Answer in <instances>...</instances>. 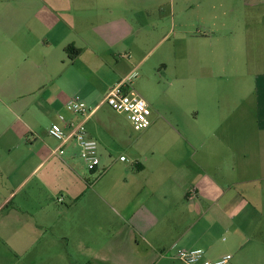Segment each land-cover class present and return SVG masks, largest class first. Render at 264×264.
Returning <instances> with one entry per match:
<instances>
[{"label": "crops", "instance_id": "crops-1", "mask_svg": "<svg viewBox=\"0 0 264 264\" xmlns=\"http://www.w3.org/2000/svg\"><path fill=\"white\" fill-rule=\"evenodd\" d=\"M34 1L37 3L29 8L27 21L0 22V69L7 65L21 69L26 77L24 85L27 87L42 89L39 86L41 82L33 74L35 70L53 75L58 67L62 69L61 72L76 68L82 73L88 71L97 75L96 71L109 65L115 46L126 42H129L126 46L131 50L136 46L132 39L134 28L130 22L131 0ZM148 2L159 3L160 0H145V3ZM258 2L259 0L242 1L246 7L251 8L257 7ZM101 3L111 9L109 16L100 14L99 9L104 8ZM164 3V7H170V15L173 17L174 0L169 1L170 6L167 1L161 2ZM117 5L124 11L119 18L115 15ZM253 21L248 20L241 26L246 30L243 37L247 41V47L252 41L247 37L250 34L258 36L257 29L261 27V23L254 25ZM153 22L156 23L155 27L159 25L157 21ZM219 24V28L226 27V22ZM214 31L217 35L211 30L193 35L208 41L205 52L211 60L223 58L227 45L233 41L222 36L223 31ZM68 46L78 49L79 53L72 56L65 50ZM254 47L264 51V42H258ZM135 50L137 54L140 53L138 47ZM21 58L25 60L22 67L18 64ZM142 59L140 57L138 65ZM178 60L180 57L177 56L176 62L180 68ZM116 65H119V60ZM80 75L79 72L77 76ZM124 78L113 82L112 86L109 84V90ZM53 92L56 94L55 98L46 103L49 109L58 111L59 114L50 116L51 124L59 123L64 126L68 122H84L87 136L97 142L99 157L98 166L89 170L80 157L79 145L73 138L63 144L54 138V147L42 144V147H35L37 149L32 155L33 167L29 176L40 174V181L36 186L50 200L60 192L61 196L56 201L66 214L61 231L63 237L66 234L64 238H67L68 243L74 234L78 236L81 231L93 236L104 221L103 227L120 235L121 245L131 243L154 251H173L176 246L201 247L204 258L209 260L230 255L229 251H232L237 257V264H264V202L256 197L249 198L239 190L246 184L253 185L254 188L264 187V162L254 163L253 155H247L240 148L237 134L216 131L223 123L214 121L209 108H217L220 103L203 109L204 116L209 112L206 130L189 136L171 134L165 139L164 147L160 148L158 154L145 157L144 161L135 159L126 164L124 162H127V158L123 154H120L118 160L113 159V153H116L124 138L120 128L99 112L105 96L98 101L83 95L88 108H95L89 117H84L67 107V101L74 96L71 97L62 89ZM44 105L34 102L32 106L26 107L20 103L12 106L4 101L0 102V106L13 115L26 128L27 133L35 137L34 141L39 138L36 132L37 120H33L32 115L36 119L46 116L49 112ZM241 105L240 101H235L232 108L237 110ZM27 113H32V119L24 118ZM231 117L232 120H237L235 116ZM228 118L220 120L225 122ZM25 139L32 146L35 144L31 138ZM183 143L185 148H179ZM59 148L63 149L62 154H59ZM54 165H59L61 170L58 185H52L46 180L51 173L50 167ZM15 167L18 168L17 165ZM106 168L107 172L95 180L92 174L105 171ZM213 171L221 172L222 178H214ZM257 172L263 175L262 180L253 176ZM24 183L21 182L7 196L0 194V209L8 205L11 195L24 186ZM16 205L13 212L33 216L31 208L24 203L22 205L26 208ZM48 207L49 205L40 202L41 211L45 212ZM197 208V222L201 226L199 230L195 229V217L192 221L187 220L191 213L196 214ZM35 220L38 222L37 218ZM214 230L218 234L223 231L228 234L227 238H222L226 246L218 251L208 245L211 244V231L213 234ZM2 236L1 234L0 237ZM5 237H2L3 244L11 245ZM73 240L75 249L77 239ZM94 258L99 262L105 260L97 256Z\"/></svg>", "mask_w": 264, "mask_h": 264}, {"label": "rangeland", "instance_id": "rangeland-1", "mask_svg": "<svg viewBox=\"0 0 264 264\" xmlns=\"http://www.w3.org/2000/svg\"><path fill=\"white\" fill-rule=\"evenodd\" d=\"M162 1H167L170 6V0H160L159 3L130 1V22L134 28L132 39L136 46L132 50L126 46L129 42L115 46L109 65L96 71L97 75L88 71L82 73L76 68L61 72L62 69L58 67L53 75L35 70L33 74L41 82L39 86H42V89H38L24 85L26 77L16 66L7 65L0 69V102L12 106L20 103L26 107L34 102L42 103L49 112L39 119L32 115L33 120H37L39 138L34 141L35 137L0 106V194L7 196L21 182H25L11 195L8 205L0 209V235L6 236L11 243L3 244V236L0 237V264H183L175 256L181 247L176 246L173 251H154L131 243L121 245L120 235L103 227L104 221L100 229L93 230V236L81 231L78 236L74 234L69 243L64 238L65 233L63 237L61 225L66 214L56 201L61 196L60 192L52 200L47 199L42 189L36 186L40 174L29 176L35 147H42V144L54 147L55 139L48 133L50 116H58L59 113L49 109L46 102L55 98L53 91L57 89L66 91L71 97L77 95L82 101L83 95L99 101L109 91V84L112 86L113 82L127 77L128 89L148 102L152 123L155 122L140 131L133 128L125 114H118L107 104L100 109L99 112L120 128L123 134V142L113 153L114 160L123 154L127 158L126 164L135 159L144 161L145 157L158 154L171 134L189 136L206 130L210 112L215 122L223 123L216 128L218 133L237 134L240 148L247 155H253L254 163L264 162V51L254 47V44L264 42V0H259L254 8L246 7L243 0H174L173 17L170 7H164ZM35 3L34 0H0V22L27 21L28 10ZM102 7L100 14L109 16L111 9L104 5ZM123 14V9L117 5L116 18ZM248 20H254V25L261 23V27L257 29L258 36L250 34L247 37L252 40L247 47L243 37L246 30L241 26ZM153 21L159 25L155 27ZM220 22H226V27L219 28ZM216 29L223 31L222 36L228 37L227 40L233 41L227 45L223 58L211 60L205 52L208 41L193 35L210 30L217 35ZM137 47L142 56L136 53ZM177 56L180 57V68L176 62ZM140 57L143 59L138 65ZM18 64L22 67L25 60L19 59ZM79 72L81 75L77 76ZM235 101L242 104L237 110L232 108ZM83 102L88 104L87 101ZM217 102L220 103L217 108H209ZM205 107L210 110L204 116ZM31 114L27 113L24 118L32 119ZM231 116L237 120H232ZM224 117L229 118L223 122ZM25 138H31L35 144L32 146ZM179 148H185L184 143ZM102 159L104 162V154ZM80 161L86 167L83 160ZM50 168L51 173L46 180L58 185L60 166ZM85 170L89 173L87 168ZM107 170L92 175L97 180ZM221 174L213 171L214 178H222ZM253 176L263 179L260 172L253 173ZM240 188L247 197H256L264 202V187L254 188L246 184ZM40 202L49 205L45 212L39 208ZM23 203L31 208L33 216L12 211L16 204L23 207ZM198 214L197 208L196 214L191 213L187 220L192 221L195 217L197 222ZM195 229H201L198 222ZM213 232L211 244L208 245L218 251L226 246L222 238H227L228 234L225 231L219 234L217 230ZM73 239H77L75 249ZM229 253L231 259L226 264H237V257L232 251ZM96 256L105 260L99 262L94 258Z\"/></svg>", "mask_w": 264, "mask_h": 264}, {"label": "built area", "instance_id": "built-area-1", "mask_svg": "<svg viewBox=\"0 0 264 264\" xmlns=\"http://www.w3.org/2000/svg\"><path fill=\"white\" fill-rule=\"evenodd\" d=\"M126 79L127 77L113 86L105 95L102 103L107 104L117 113L125 114L135 130H145L152 123V111L144 98L128 89ZM66 104L72 112L84 117H89L95 111V108H88L77 96L70 98ZM60 119L63 120V117ZM48 133L61 144L69 139H75L80 148V157L86 163L87 168L93 170L98 166L97 142L87 136L84 122H68L64 126L53 123ZM58 150L59 154L63 153V149ZM121 159L123 160L124 157ZM175 256L183 264H226L231 259L229 254L216 260L205 259L202 248H179Z\"/></svg>", "mask_w": 264, "mask_h": 264}, {"label": "trees", "instance_id": "trees-1", "mask_svg": "<svg viewBox=\"0 0 264 264\" xmlns=\"http://www.w3.org/2000/svg\"><path fill=\"white\" fill-rule=\"evenodd\" d=\"M65 50L72 56H76L79 53V50L74 48L73 46H68Z\"/></svg>", "mask_w": 264, "mask_h": 264}]
</instances>
